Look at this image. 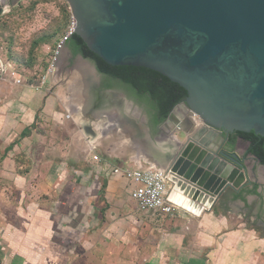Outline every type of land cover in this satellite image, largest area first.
<instances>
[{
    "label": "crops",
    "instance_id": "0c3cea01",
    "mask_svg": "<svg viewBox=\"0 0 264 264\" xmlns=\"http://www.w3.org/2000/svg\"><path fill=\"white\" fill-rule=\"evenodd\" d=\"M8 65L0 70V264H264V234L259 237L258 231L238 226L243 221L237 222L234 213L247 214L251 221L253 214L262 218L261 189L253 193L256 184L253 189L248 184L227 190L199 216L181 209L171 217L140 212L130 198L134 185L112 172L152 166L153 157L157 162L159 153L173 145L170 132L175 126L164 127L152 141V127L138 114L128 115V106L123 119L113 111L106 117L96 115L86 98L76 101L80 108L74 110L73 104L52 95L55 69L46 77L51 81L33 84L16 64ZM12 69L23 85H14L8 77ZM56 99L62 100L65 116L56 110ZM42 115L57 123L70 119L81 131L66 143L48 147L47 137L38 130ZM88 115L107 121L100 140L121 123L127 133L118 140L133 148L126 162L122 146L113 149L117 165L93 153L97 136L87 129H92ZM137 139L150 145L143 143L145 149L137 150ZM2 181L23 191H17V198L10 190L4 195ZM16 203L30 207L20 213Z\"/></svg>",
    "mask_w": 264,
    "mask_h": 264
},
{
    "label": "water",
    "instance_id": "95a60500",
    "mask_svg": "<svg viewBox=\"0 0 264 264\" xmlns=\"http://www.w3.org/2000/svg\"><path fill=\"white\" fill-rule=\"evenodd\" d=\"M65 1L72 34L102 62L148 69L185 91L163 124L175 126L177 145L158 155L172 204L199 216L250 184L238 151L210 146L214 131L252 132L264 150V0Z\"/></svg>",
    "mask_w": 264,
    "mask_h": 264
},
{
    "label": "rangeland",
    "instance_id": "374dc122",
    "mask_svg": "<svg viewBox=\"0 0 264 264\" xmlns=\"http://www.w3.org/2000/svg\"><path fill=\"white\" fill-rule=\"evenodd\" d=\"M1 9L0 53L4 57L3 62L0 61L3 68L1 70L4 71L9 66L8 63H10V65L16 64L15 68L23 71L30 82L37 84V80L39 82L42 77H47V71L54 62L53 71L55 69L57 73L54 83L50 80L49 76L46 78L51 81L50 86H52V95L57 98L60 97L64 103L67 102L66 105L68 103H70V106L73 104L74 110L75 108L79 110L80 107L76 101L87 99L91 95L90 90L92 82L93 80L96 81L100 74L92 71V66L94 67V64L91 61L82 59L78 55L69 57L66 54L67 46L65 43L62 45L61 49L58 50V46H60L62 40L68 34L70 25L73 21L66 1L19 0L12 4L11 0H5V5L1 6ZM35 43H37V46H34ZM0 74L4 73L0 71ZM66 99L69 101H66ZM62 100L59 101L56 99V110L65 116V111L61 103ZM98 101L101 106L108 103L105 102V99ZM111 108L110 111L114 112V107ZM88 116L91 118L90 115ZM39 121L41 126L39 127L38 125V130L47 137L48 147L60 143V141L61 143H66L70 141L69 139H71V135L74 132H78L77 130L81 131L79 126L77 127V123H72L70 119H68L67 122L65 121V123L62 121H58L57 123L52 121V118L49 116H43V118L40 117ZM106 122V120H102L101 118L97 120L92 119V129L87 128L97 134H94V137L96 138L97 136V138H93L95 142L93 153L97 154L100 159L103 158L104 160L117 162L118 159H115L117 156L116 153L113 152V149L116 148L117 145L122 146L127 152L124 157H122L124 158L122 162H126L125 160L130 155V149L133 148L120 144L118 136L113 134V132H110V136L100 140L101 130ZM76 134H79V132ZM177 138L182 139V134H178ZM78 142L79 139H77V143ZM137 150L141 149L137 148ZM97 159L98 158L93 160L97 161ZM117 164L118 162L115 165ZM257 171L260 180L264 183V170L258 169ZM250 173L253 175L252 172ZM6 183L2 181L1 191L4 190L2 191L4 195L5 192H8L6 190H10L16 193H12V195L17 198V191H23V187L13 186V189H11ZM8 193L10 194V192ZM261 200V207L263 208V211L261 210L263 213L262 218H254L255 215L253 214V219L251 221V216L247 214L243 216L240 212H234L236 217H239L237 222L243 221V224H239L238 226L241 225L251 228L254 231L256 230V232L258 231L259 237L260 234H264V196ZM13 206L17 212L22 213L28 210L30 204L16 203ZM3 209H5L4 206ZM3 209L2 211H6ZM241 211H245V209L242 208Z\"/></svg>",
    "mask_w": 264,
    "mask_h": 264
},
{
    "label": "trees",
    "instance_id": "16d2710c",
    "mask_svg": "<svg viewBox=\"0 0 264 264\" xmlns=\"http://www.w3.org/2000/svg\"><path fill=\"white\" fill-rule=\"evenodd\" d=\"M65 44L72 57L78 55L94 64L97 72L105 78V87H112L113 83L122 84L136 95L147 98L154 113L153 125L162 123L172 109L183 102L186 97L182 88L156 72L144 68L106 65L97 56L89 52L82 40L76 35L72 34L67 38ZM34 46H37V43ZM234 137H241L249 141L250 146L247 152L254 155L264 165L263 140L260 137L255 136L252 132L249 134L235 133L232 138Z\"/></svg>",
    "mask_w": 264,
    "mask_h": 264
},
{
    "label": "flooded vegetation",
    "instance_id": "af4514ba",
    "mask_svg": "<svg viewBox=\"0 0 264 264\" xmlns=\"http://www.w3.org/2000/svg\"><path fill=\"white\" fill-rule=\"evenodd\" d=\"M11 3L14 4L16 3V0H11ZM4 6V5H3ZM2 10V9H1ZM2 13V11H1ZM66 54L71 57L70 51L67 48ZM105 78L100 74L99 78L92 82V86H91V95L87 98V100L93 105L92 108L95 109V113L98 116H107L108 114H110V109H112L111 107H114L113 109L115 110V114L116 115H120V117L125 118V116L123 115V112L127 106L130 109V111L128 112L130 116H133L135 114H138L139 117H141L142 120H145L146 125L148 126V128H151L152 131V141L155 140L157 138V135L159 134V132L163 131L164 128V122L165 119L162 123L158 124V125H153V110L150 106V103L147 101V98L145 97H140L139 95H136L135 93H133L131 90L126 89V87L120 83V85H116L113 83L112 87H105ZM100 97V99H99ZM104 100L105 105L101 106L98 102V100ZM99 104V105H98ZM174 109V108H173ZM172 109V110H173ZM109 111V112H108ZM119 112H121V114H119ZM133 112V113H132ZM97 116V118H99ZM168 117V116H167ZM100 119V118H99ZM129 132V131H128ZM127 132H125L124 129H122V125L121 123H119L117 121L115 129L113 131V134H115L116 136L118 135H125ZM234 133H230V134H223V133H218L216 131H214L212 133V141H211V145H213V150L214 151H222L225 154H230L233 151H241V153L243 152L242 155L237 154L239 156V161L242 162L247 171H248V175H249V179L252 178L253 182L250 179V184L248 186L252 188L254 184L257 185L256 189H254V192H259V188L261 189L260 195H262V197L264 196V183H262V181L259 178V173H258V169H260V165H262L260 162L257 163V158L252 155L249 154L247 152L249 146H250V142L244 140L241 137H234L232 138ZM249 134V133H248ZM156 135V136H154ZM159 138V137H158ZM142 141V144H141ZM134 142H138L137 146L139 149L144 150L146 145H150V142L147 141L145 143L144 140H140L137 139ZM144 143V144H143ZM149 143V144H148ZM231 145H234V147H232ZM172 146V145H171ZM153 149V147H152ZM158 149V148H157ZM153 151V150H152ZM164 158V157H163ZM250 159L253 161V163L250 161ZM259 161V160H258ZM158 162V163H157ZM153 161L152 165L158 167V168H163V162H159V161ZM264 166V165H263ZM261 170V169H260ZM253 175H251V173ZM253 184V185H252ZM253 189V188H252Z\"/></svg>",
    "mask_w": 264,
    "mask_h": 264
},
{
    "label": "built area",
    "instance_id": "2783aa9c",
    "mask_svg": "<svg viewBox=\"0 0 264 264\" xmlns=\"http://www.w3.org/2000/svg\"><path fill=\"white\" fill-rule=\"evenodd\" d=\"M75 22L72 21L68 34L62 40L66 42L67 38L72 35ZM62 42L58 46V50L62 47ZM53 64L47 71V75L52 73ZM0 68L2 64L0 62ZM0 69V70H1ZM8 77L12 80L14 85H23L24 80L17 76L15 70L8 71ZM46 77L41 78V84L44 83ZM97 157H94L96 160ZM147 163L145 169H114L113 174L122 176L127 182L134 185V189L130 192V198L135 203L136 208L140 212H154L157 214L171 217L175 209H179L171 201H169L168 180L169 175L154 165L150 167Z\"/></svg>",
    "mask_w": 264,
    "mask_h": 264
},
{
    "label": "bare ground",
    "instance_id": "6f19581e",
    "mask_svg": "<svg viewBox=\"0 0 264 264\" xmlns=\"http://www.w3.org/2000/svg\"><path fill=\"white\" fill-rule=\"evenodd\" d=\"M0 2H1L2 4L5 5V0H0ZM180 114H181V112H180ZM117 118H118V117H117ZM166 128H168V127H166ZM170 134H171V132H170ZM171 135H172V134H171ZM171 135H170V136H171ZM170 136H169V137H170ZM172 138H173V139H172V140H173V143H172V144H173V145H177L176 137H174V136L172 135ZM170 142H171V141H170ZM148 144H149V143H148ZM145 145H146V144H145ZM145 145H144V146H145ZM169 148H170V147H169ZM165 149H166V148H165ZM167 149H168V148H167ZM141 153H142V152H141ZM157 155H158V154H157ZM161 157H163V155H162ZM155 161H156V160H155ZM158 161L161 162V161H164V160H162V158L159 157ZM263 170H264V169H263Z\"/></svg>",
    "mask_w": 264,
    "mask_h": 264
}]
</instances>
